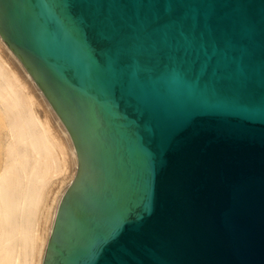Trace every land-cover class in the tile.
<instances>
[{"label":"water","instance_id":"95a60500","mask_svg":"<svg viewBox=\"0 0 264 264\" xmlns=\"http://www.w3.org/2000/svg\"><path fill=\"white\" fill-rule=\"evenodd\" d=\"M0 36L78 158L42 264H264V0H0Z\"/></svg>","mask_w":264,"mask_h":264},{"label":"bare ground","instance_id":"6f19581e","mask_svg":"<svg viewBox=\"0 0 264 264\" xmlns=\"http://www.w3.org/2000/svg\"><path fill=\"white\" fill-rule=\"evenodd\" d=\"M77 167L66 127L0 36V264L43 263Z\"/></svg>","mask_w":264,"mask_h":264},{"label":"rangeland","instance_id":"374dc122","mask_svg":"<svg viewBox=\"0 0 264 264\" xmlns=\"http://www.w3.org/2000/svg\"><path fill=\"white\" fill-rule=\"evenodd\" d=\"M40 109H41V108H40ZM41 110H43V109H41ZM56 186H58V185H56ZM56 186H55V189L59 190V188H58V187H56ZM61 186H62V185H61ZM61 186H60V187H61ZM55 191H56V190H55Z\"/></svg>","mask_w":264,"mask_h":264}]
</instances>
